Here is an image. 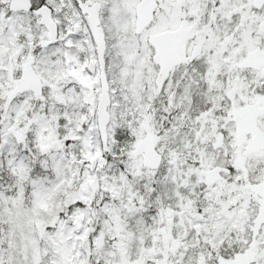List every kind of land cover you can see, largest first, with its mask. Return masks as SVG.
Wrapping results in <instances>:
<instances>
[{
    "label": "snow or ice",
    "instance_id": "6c2138e0",
    "mask_svg": "<svg viewBox=\"0 0 264 264\" xmlns=\"http://www.w3.org/2000/svg\"><path fill=\"white\" fill-rule=\"evenodd\" d=\"M0 264H264V0H0Z\"/></svg>",
    "mask_w": 264,
    "mask_h": 264
}]
</instances>
